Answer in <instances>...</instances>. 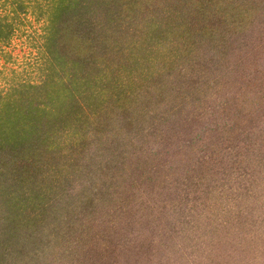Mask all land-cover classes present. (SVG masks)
<instances>
[{
    "label": "rangeland",
    "instance_id": "obj_1",
    "mask_svg": "<svg viewBox=\"0 0 264 264\" xmlns=\"http://www.w3.org/2000/svg\"><path fill=\"white\" fill-rule=\"evenodd\" d=\"M53 1L32 2L24 13H11L10 0L0 2V22L9 23L3 25L8 36L0 40V95L12 98L22 85L49 83L67 111L74 108L68 97L54 90L67 82L71 65L53 62L44 46ZM172 1L105 0L100 14L118 19L104 26L101 55L127 51L129 39H117L118 28L129 26L130 34L132 24L161 17ZM60 40L58 53L71 59L78 40ZM244 41L213 65L206 59L210 52L188 60L176 56L171 37L152 39L149 60L133 71L134 78L128 81L118 72L122 80L115 90L123 96L110 95L109 111L103 113V102L88 105L92 112L87 108L82 135L74 126L54 135L64 137L65 156L73 139H82L74 142L73 154L101 150L102 159L94 164L108 198L96 202L68 236L63 229L50 234L31 264H264V26ZM139 71H145L144 79ZM22 94L15 98L22 101ZM48 108L39 126L59 123L56 109ZM52 136L34 163L46 181L58 177L62 166ZM102 160L111 164L103 172ZM6 215L0 212V234L2 224H9ZM65 247L68 254L61 255Z\"/></svg>",
    "mask_w": 264,
    "mask_h": 264
},
{
    "label": "trees",
    "instance_id": "obj_2",
    "mask_svg": "<svg viewBox=\"0 0 264 264\" xmlns=\"http://www.w3.org/2000/svg\"><path fill=\"white\" fill-rule=\"evenodd\" d=\"M5 1L7 0H0L2 3ZM10 1L14 4L11 13H24L25 8L37 0ZM104 4L105 0L52 2L44 46L47 53L53 54V57L51 56L53 62L61 66H65L67 62L71 65L68 67L71 72L67 73V82H63L54 93L67 96L68 104L74 107L72 110L67 108L66 111L64 106L57 103L59 98L52 95L53 90H48L49 83L47 88L44 87V83L22 85V92L13 89L12 98L7 97L6 94L0 95V208L2 209L0 212L7 214L9 220L8 225L2 224L0 248L3 250L2 253L0 250V263L31 264L41 251L40 245L47 242L50 234L58 235L63 229L64 236H68L66 233H71L78 221L84 222L86 220L84 217L91 214L96 202L108 198V194L105 195L101 190L102 183L99 186L103 180H98L99 174L95 169L97 165L95 167L94 164H98L97 161L102 159L101 150L93 148L88 155L79 146L82 154L80 150L73 154L77 147V143L74 142L82 140L73 139L66 145L71 150L68 156H65L64 152H60V143L64 142V137L57 139L54 135L65 131L67 126H74L75 129L72 130L78 133V130L85 131L87 125L84 119L88 112L87 108L92 112V108L88 105L96 106L103 102V113L109 111L111 108L108 103L112 100L110 95L115 94V91L119 93L115 90V86L119 83L117 81L122 80L119 74L121 73L128 81L134 78L131 75L133 71L142 69L149 60L150 52L147 45H151L152 39L171 37L177 42L176 56H189L188 60H198L199 55L204 56L206 51L210 52L206 54V59L215 65L220 59L226 60L224 55L228 56L227 53L232 52L234 46L243 43L247 36L254 35L264 26V0H174L166 8L167 12L160 15L161 17L149 19L147 23L132 24L133 31L130 34L127 29L129 26L119 27L117 32L120 35L117 39L120 38V41L129 39L130 44L126 49L129 52L118 48V51L111 50L108 57H103L100 38L104 33V26L109 23L108 21L116 25L118 19L114 15L113 19L110 15L107 16V11L100 14L99 11L103 10ZM1 17L0 15V21ZM5 23L0 22V40H5L8 36V30H3ZM7 24L9 23H6V26ZM135 26L138 29H135ZM60 38L62 40L66 38L70 43L75 39L78 40L77 46L75 45V55L71 59L67 58L65 53H58L56 45H58L57 40L61 41ZM105 38L108 39L107 34ZM112 65L114 67L108 69ZM105 72L111 74L107 79H103L104 75L107 76ZM143 73L145 71H139L138 74L142 79L145 78ZM17 93H23L22 95L26 93L25 98L23 97L22 101L15 98ZM119 95L123 96L122 93L117 96ZM48 106L56 109L53 116L60 119L55 120L59 123L57 125L40 123L39 126V119L42 120L43 115L48 113ZM123 125L128 126V122ZM45 130H49L50 133ZM49 136L54 137L56 147H59L56 156L58 160L62 159V166L58 171V177L46 181L42 173L43 168L40 167L38 173V166L34 163L38 155H43L46 145L52 144ZM36 152L38 154H35ZM109 164L108 161L105 163L102 160L101 171L107 170L111 165ZM28 168L32 172L30 175H25ZM72 175L74 178H68ZM95 178L97 182L94 181ZM74 184H77V188ZM19 206L33 211V214L29 212L25 214L24 209L18 208ZM20 226L25 229V231L20 229L22 233L19 231ZM35 230H38V233L31 235V231ZM67 250L68 248L65 247L64 252L60 254L66 255ZM23 253L27 254L26 258Z\"/></svg>",
    "mask_w": 264,
    "mask_h": 264
}]
</instances>
